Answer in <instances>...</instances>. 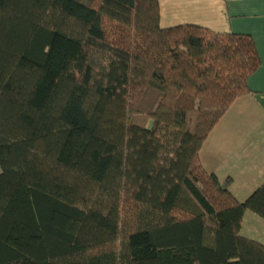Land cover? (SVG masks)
I'll list each match as a JSON object with an SVG mask.
<instances>
[{"label": "trees", "instance_id": "1", "mask_svg": "<svg viewBox=\"0 0 264 264\" xmlns=\"http://www.w3.org/2000/svg\"><path fill=\"white\" fill-rule=\"evenodd\" d=\"M260 67L159 0H0V264H264V183L200 160Z\"/></svg>", "mask_w": 264, "mask_h": 264}, {"label": "crops", "instance_id": "2", "mask_svg": "<svg viewBox=\"0 0 264 264\" xmlns=\"http://www.w3.org/2000/svg\"><path fill=\"white\" fill-rule=\"evenodd\" d=\"M159 4L162 28L196 25L216 34L251 36L256 44L261 67L249 80L251 94L235 101L200 153L204 169L221 182L231 179V193L244 202L264 183V0H159ZM241 236L264 245V220L247 212Z\"/></svg>", "mask_w": 264, "mask_h": 264}, {"label": "rangeland", "instance_id": "3", "mask_svg": "<svg viewBox=\"0 0 264 264\" xmlns=\"http://www.w3.org/2000/svg\"><path fill=\"white\" fill-rule=\"evenodd\" d=\"M0 173H1V168H0ZM249 228H250V225H249ZM248 230V224H246V226H245V231H247Z\"/></svg>", "mask_w": 264, "mask_h": 264}]
</instances>
